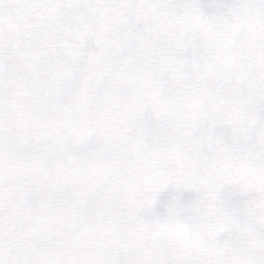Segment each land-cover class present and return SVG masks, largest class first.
<instances>
[{
  "label": "snow or ice",
  "instance_id": "snow-or-ice-1",
  "mask_svg": "<svg viewBox=\"0 0 264 264\" xmlns=\"http://www.w3.org/2000/svg\"><path fill=\"white\" fill-rule=\"evenodd\" d=\"M0 264H264V0H0Z\"/></svg>",
  "mask_w": 264,
  "mask_h": 264
}]
</instances>
